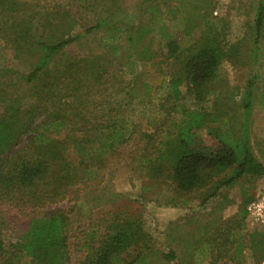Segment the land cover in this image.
<instances>
[{"label":"trees","instance_id":"1","mask_svg":"<svg viewBox=\"0 0 264 264\" xmlns=\"http://www.w3.org/2000/svg\"><path fill=\"white\" fill-rule=\"evenodd\" d=\"M27 3V0H0V39L6 47L16 49L30 46L33 41V53L39 57L28 73H9L0 68V207L10 206L27 218L24 235L8 248L0 226V264L139 263L142 252L150 245L140 219L121 211L108 212L91 219L84 236L75 237L71 244L66 233L70 223L67 214L47 210L63 202L72 187H96L104 169L103 159L134 142L136 135L137 141L143 142L140 156L136 157L138 169L149 179L171 184L178 195L189 196L207 186L210 188L203 195L208 200L242 178H264V165L254 157L247 137L239 142L235 129L228 126L225 118L228 107L222 102L224 89L216 95L221 61L225 55L231 59L239 44L228 46L226 27L201 30L200 36L182 51L174 39L165 40L167 53L160 56L170 62L172 70L168 72L171 79L163 98L164 115L161 123L154 126L155 132L141 134L137 124L130 123L125 116L131 102L129 94L124 95L129 103L124 99L122 104L107 99L104 94L107 88L100 91L108 76L100 58L68 56L61 69L48 70L50 62L65 55L79 37L47 44L36 40L30 32L42 25L36 19L38 14H34L37 6L21 7ZM145 10L150 15L149 24L152 26L155 18L161 26L164 16L160 10L155 6ZM125 18L122 11V20ZM153 29L149 25L138 27L135 40L131 38L141 61L157 55L147 44L143 45L140 36L150 35ZM97 30L99 26L86 32ZM251 30L257 50L264 34V0L256 2ZM168 31L169 27L159 34L163 37ZM113 34L110 36H116ZM110 38L111 42L117 40ZM105 46L113 49L108 43ZM121 83L119 78L117 84ZM253 88L254 78L247 83L242 103L244 126ZM150 89L146 86L148 93ZM187 99L192 101L190 106L185 103ZM169 121L175 127L173 132L166 128ZM200 130L217 143L214 150L196 144ZM226 172L231 176L223 179ZM251 201L252 197L243 196L236 216L223 222L215 239L207 240L216 255L207 264L227 261L225 246L230 243L227 236L241 227ZM251 239L253 249L255 236ZM132 251H138L137 255L131 257ZM127 257L130 261L126 263ZM164 258L172 261L175 255L170 252Z\"/></svg>","mask_w":264,"mask_h":264},{"label":"rangeland","instance_id":"2","mask_svg":"<svg viewBox=\"0 0 264 264\" xmlns=\"http://www.w3.org/2000/svg\"><path fill=\"white\" fill-rule=\"evenodd\" d=\"M24 1V0H23ZM21 7L37 6L34 14L42 25L35 31L36 40L55 43L61 38L79 37L66 54L53 59L48 70L61 69L63 60L68 56L76 58L97 57L106 67L108 74L100 91L107 99L118 102L130 97L131 102L125 116L130 123L139 127L140 133L155 132L154 126L161 123L164 108L163 98L167 92V82L172 70L169 61L160 56L166 54L168 37L174 39L180 50L197 39L201 30L209 27H226L228 46L238 44L236 54L221 61L218 71L219 89H224L223 103L228 107L225 118L228 126L234 128L236 137L242 142L245 136L254 157L264 165V34L258 49H254L251 27L257 0H27ZM158 8L164 21L152 20L145 8ZM122 11L127 18L122 20ZM67 22H66V21ZM112 24L116 27H112ZM106 25V27H104ZM153 31L139 34L143 45L147 44L156 57L141 61L137 55L138 47L133 44L138 27L148 26ZM99 26L96 32L86 30ZM103 26V27H102ZM160 26V28H158ZM169 27L168 34H159ZM158 28V29H155ZM117 30V31H115ZM117 33V34H113ZM111 34L116 36H110ZM138 35V36H139ZM117 40L111 42L110 37ZM106 43L113 46L106 48ZM225 43V41H224ZM33 41L30 46L16 49L7 46L0 39V68L9 73H28L37 62L33 53ZM162 54V56H163ZM121 78L122 83L117 84ZM254 78V88L250 99L251 108L247 125H242L245 110L242 108L247 83ZM218 81V82H219ZM114 84L113 87L108 85ZM146 86L151 89L149 93ZM128 93V97L124 95ZM134 100V101H133ZM186 105L192 101L187 99ZM123 104V103H122ZM210 104H207L208 108ZM162 109L160 111L159 109ZM172 122L166 123L170 132L175 131ZM165 129V128H164ZM64 136V133H62ZM196 144H203L210 150L217 146L205 131H197ZM130 142L103 159L104 169L96 187L84 189L80 186L69 189L66 199L56 206H49V212L64 211L69 218L66 233L69 243L75 242L87 231L91 219H98L108 212L121 211L144 223V230L150 237L149 248L142 252L137 264H207L211 256H216L207 240L217 237L218 228L223 222L236 216L243 196L258 201L264 197V178H242L230 188L221 189L216 197L204 200L207 187L195 191L189 196L178 195L169 183L158 182L144 176L138 169L136 157L143 146L134 136ZM26 139V138H25ZM29 140V138H27ZM155 146H157L155 142ZM224 175V174H223ZM222 175V176H223ZM231 176L226 172L223 179ZM221 178V176L219 177ZM215 181V179H214ZM211 186V185H210ZM213 186H217L214 183ZM79 188L78 190H76ZM210 190V189H209ZM183 200H188L182 204ZM232 201V203H230ZM251 201V203L253 202ZM250 204V203H249ZM248 204V205H249ZM11 210V211H10ZM247 212V210H246ZM0 226L5 247L18 242L24 235L27 218L24 214L12 210V207H0ZM224 234V233H223ZM255 236L256 246L251 247V237ZM221 237L224 235L221 234ZM229 242L225 254L218 264H261L264 263V225L254 223L246 215L239 229L229 233ZM213 241V240H209ZM80 242V241H79ZM78 243V242H77ZM212 249V251L210 250ZM172 252L175 259L167 261L164 255ZM214 252V253H213ZM138 251H132L131 257ZM225 252L223 251V254ZM262 255V258L260 257ZM230 258V259H229ZM127 257L125 262H129Z\"/></svg>","mask_w":264,"mask_h":264},{"label":"built area","instance_id":"3","mask_svg":"<svg viewBox=\"0 0 264 264\" xmlns=\"http://www.w3.org/2000/svg\"><path fill=\"white\" fill-rule=\"evenodd\" d=\"M246 210L249 219L254 223L264 225V197L250 203Z\"/></svg>","mask_w":264,"mask_h":264}]
</instances>
